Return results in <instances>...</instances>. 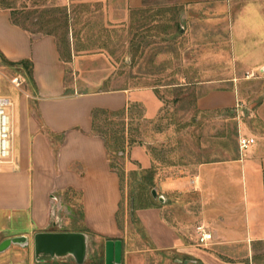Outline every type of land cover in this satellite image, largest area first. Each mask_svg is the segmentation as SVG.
<instances>
[{"label": "crops", "instance_id": "crops-1", "mask_svg": "<svg viewBox=\"0 0 264 264\" xmlns=\"http://www.w3.org/2000/svg\"><path fill=\"white\" fill-rule=\"evenodd\" d=\"M74 1L102 3L105 20L119 26L145 8V0L63 3ZM183 2L188 5L185 16L191 14L194 28L202 29L196 34L211 37V46H216L211 50L232 53L230 75L199 83L195 111L225 117L234 128L233 146L213 142L206 160L189 166L179 163L177 169L168 166L162 172V188L168 196L189 184L199 199L192 212L187 204L169 201L161 208L140 211L149 245L145 252L172 256L176 264H249L253 246L264 243V92L249 89L264 82V0ZM15 12L10 6L0 8V55L8 63L30 62L32 75L16 65L26 70L29 84L14 88L11 98L0 94L13 103L14 130V163L0 167V218L7 223L0 231V246L19 238H27L28 244L12 243L0 252V260L12 255L13 248L25 255L31 248L34 256L26 264H74L72 258L36 260L34 236L57 232L84 233L88 251L92 240L105 245L121 240L122 264H152L153 255H124V230L119 224L122 180L111 166L106 140L94 132V112L123 115L128 128L135 121H155L164 102L154 88L106 87L114 83L115 72L107 56L73 52L65 60L53 34H36L15 24ZM69 68L75 80L71 86ZM241 137L254 139L255 144L241 151ZM221 155L225 157L217 158ZM129 157L131 168L153 167L145 146L130 147ZM173 172L179 176L171 177ZM183 175L192 178L186 182L180 178ZM14 219L17 226L12 233L8 225ZM199 226L214 236L207 246L199 244ZM27 227L30 235L22 231ZM101 259L88 255L86 264H102ZM15 264L25 261L18 259Z\"/></svg>", "mask_w": 264, "mask_h": 264}, {"label": "rangeland", "instance_id": "rangeland-1", "mask_svg": "<svg viewBox=\"0 0 264 264\" xmlns=\"http://www.w3.org/2000/svg\"><path fill=\"white\" fill-rule=\"evenodd\" d=\"M5 6L13 7L16 20L31 32L53 34L65 60H70L74 53L107 56L115 72L114 83L106 87L154 88L164 102L163 112L153 122L135 121L127 128L123 115L105 114L98 117L96 127L106 139L111 166L122 180L119 224L124 230V255H153L152 264H176L172 256L165 257L161 252L146 254L149 245L139 212L152 206L161 208L168 201L187 204L192 212L199 199L192 186L187 184L185 190L168 196L162 188V172L168 166L177 169L179 163L189 166L206 160L213 142H221L228 148L233 146L234 128L230 122H225V117L195 111V100L201 94L199 83L230 75L234 63L232 53L211 50L216 47L211 46V37L196 34L202 29L194 28L196 20L189 18L191 14L185 16L188 5L183 0H145V8L121 26L105 20L102 3L74 1L68 5L63 0H0V8ZM217 38L224 40L225 37ZM25 71L12 66L0 55V94L11 98L16 88L12 81L16 78L21 82L16 89L26 88L29 82ZM68 71L69 84L72 81L75 84L73 71L70 68ZM249 89L264 92V82L250 85ZM126 128L130 130L129 135ZM135 144L145 146L152 156L151 170L139 166L131 168L129 150ZM178 176L174 172L171 175ZM183 176L180 178L186 182L192 178V175ZM6 224L1 217L0 231ZM8 226L15 233V219ZM22 231L30 235L28 227ZM104 245L103 241L92 240L88 251L91 257L101 255L102 264L105 263ZM27 252L30 255L13 248L12 255L0 261L15 264L19 259L26 264L29 257L34 256L31 248ZM245 254L247 252H241ZM248 255L249 264H264V243L254 245Z\"/></svg>", "mask_w": 264, "mask_h": 264}, {"label": "water", "instance_id": "water-1", "mask_svg": "<svg viewBox=\"0 0 264 264\" xmlns=\"http://www.w3.org/2000/svg\"><path fill=\"white\" fill-rule=\"evenodd\" d=\"M156 196V193H153ZM36 260H66L72 258L74 264H86L88 257V237L84 233L40 232L34 236ZM12 243L27 245V238L7 241L0 246V252ZM123 243L111 240L105 245V264H122Z\"/></svg>", "mask_w": 264, "mask_h": 264}, {"label": "built area", "instance_id": "built-area-1", "mask_svg": "<svg viewBox=\"0 0 264 264\" xmlns=\"http://www.w3.org/2000/svg\"><path fill=\"white\" fill-rule=\"evenodd\" d=\"M12 83L16 88L21 86L18 78L14 79ZM12 106L13 103L9 99L0 96V167L14 163V130L12 114L10 113ZM253 144H255L254 139L242 137L239 139L241 151L248 150ZM197 235L201 246L209 245L214 239L213 234L204 226L197 228Z\"/></svg>", "mask_w": 264, "mask_h": 264}, {"label": "trees", "instance_id": "trees-1", "mask_svg": "<svg viewBox=\"0 0 264 264\" xmlns=\"http://www.w3.org/2000/svg\"><path fill=\"white\" fill-rule=\"evenodd\" d=\"M14 23H15V24H20L17 20H14ZM11 65H12V66H16V65L23 66V67H25L26 69H28V71H29V75H30V76L32 75L31 63L28 62V61H22V62H20V63H16V64L11 63ZM104 113H105V112H103V111H95V112H94V119H95V129H94V132H95V134H97V135H99V136H101V137H103V138L105 139V137L102 136V135L100 134L101 132H100L99 130H97V127H96V120H97L98 116H99L100 114H104ZM105 140H106V139H105ZM115 141H118V140L116 139Z\"/></svg>", "mask_w": 264, "mask_h": 264}]
</instances>
